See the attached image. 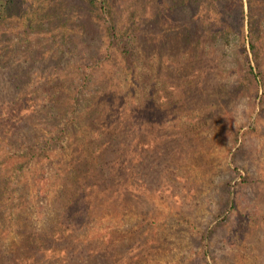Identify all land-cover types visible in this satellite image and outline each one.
<instances>
[{
  "label": "rangeland",
  "instance_id": "obj_1",
  "mask_svg": "<svg viewBox=\"0 0 264 264\" xmlns=\"http://www.w3.org/2000/svg\"><path fill=\"white\" fill-rule=\"evenodd\" d=\"M202 7L196 17H152L134 70L115 51L103 54L79 101L82 127L30 160L26 140L42 152L57 125L44 94L36 115L24 113L18 150L0 146V264H264V17H251L247 4L246 17L239 7L225 17ZM175 18L189 35L204 21L232 30L198 29L179 46L181 30L159 28ZM3 87L0 101L9 98ZM102 101L123 107L126 118L113 127L87 123L86 109ZM240 101L247 110L235 126ZM107 140L116 155L127 150L125 165L105 164L99 148ZM91 152L99 158L92 182L108 192L93 197L90 213L77 212L65 207L78 183L68 161L80 157L87 176Z\"/></svg>",
  "mask_w": 264,
  "mask_h": 264
},
{
  "label": "trees",
  "instance_id": "obj_2",
  "mask_svg": "<svg viewBox=\"0 0 264 264\" xmlns=\"http://www.w3.org/2000/svg\"><path fill=\"white\" fill-rule=\"evenodd\" d=\"M204 4L212 6L211 10L217 13V17H225L224 11L233 16L238 7L242 17H246V4L251 17H264V0H0V90L2 83H6L7 87L2 90L5 91L4 96L9 97H2L0 101V146H8L11 151L18 150L14 146V137L19 133V123L25 114L36 115L35 108L41 94L52 103L47 107L55 117L57 115L58 119H51L57 129L53 135L43 139L45 145L42 152L34 151L31 138L26 140L30 144L26 153L29 160L41 155L45 149H51L70 128L80 129L83 115H77L79 101L84 97L95 69L102 66L101 56L105 54L106 57L115 51L122 56L126 67L134 70L135 58L146 47L143 32L152 17H182L185 14L196 17L205 12L202 10ZM219 4L222 6L219 7ZM181 20L175 18L173 22H166L165 19L159 27L181 30L176 38L179 46L191 41L198 29L208 30L211 36L232 30L231 24L217 21L210 28L209 23L204 21L200 26L197 24L189 35L188 23ZM193 22L195 20H189V24ZM257 39L254 37L255 41H251V48L259 68ZM252 70L257 77V69ZM258 75L261 76L262 72ZM43 79L45 84H40L38 81ZM93 109L90 105L86 109L87 123L89 118L92 125L98 121L101 126L113 127L126 118L123 107L117 108L105 101L89 113ZM65 112L70 113L66 119L62 117ZM61 119L65 123L59 122ZM99 149L107 154L106 165L115 167L117 160H122L124 165L127 163V150L123 149L116 155L110 140ZM92 155L93 152L87 156L90 167L87 176L82 175V169L77 167L80 157L75 159L70 156L69 171L78 183H73L66 208H74L77 212L88 208L90 213L88 206L93 197L108 192L106 185L92 182L97 178L96 168L99 165V162L93 161L94 158L99 160L98 156L91 158ZM21 164L17 163L14 170L18 171ZM75 218L82 219V216L75 213Z\"/></svg>",
  "mask_w": 264,
  "mask_h": 264
},
{
  "label": "clouds",
  "instance_id": "obj_3",
  "mask_svg": "<svg viewBox=\"0 0 264 264\" xmlns=\"http://www.w3.org/2000/svg\"><path fill=\"white\" fill-rule=\"evenodd\" d=\"M247 110L246 103L244 101H240L237 103L233 109L234 115L236 117L234 123L235 126H238L242 119H243V113Z\"/></svg>",
  "mask_w": 264,
  "mask_h": 264
}]
</instances>
